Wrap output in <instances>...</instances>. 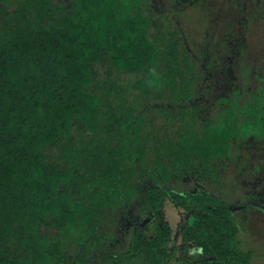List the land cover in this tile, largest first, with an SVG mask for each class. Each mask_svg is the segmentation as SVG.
Returning a JSON list of instances; mask_svg holds the SVG:
<instances>
[{
  "label": "trees",
  "instance_id": "obj_1",
  "mask_svg": "<svg viewBox=\"0 0 264 264\" xmlns=\"http://www.w3.org/2000/svg\"><path fill=\"white\" fill-rule=\"evenodd\" d=\"M250 1L0 0V264H250L232 208L174 187L195 165L212 187L236 139L264 140ZM168 201L190 211L178 245Z\"/></svg>",
  "mask_w": 264,
  "mask_h": 264
},
{
  "label": "rangeland",
  "instance_id": "obj_2",
  "mask_svg": "<svg viewBox=\"0 0 264 264\" xmlns=\"http://www.w3.org/2000/svg\"><path fill=\"white\" fill-rule=\"evenodd\" d=\"M158 1L163 3V0H152L151 4ZM172 1H174V4L179 3L183 7L184 1L186 0ZM229 1L233 8H225L223 17L231 12L233 13L232 17L236 18L244 14L242 7L249 10L252 7L250 0ZM201 2L203 5L206 4L209 6L211 3H214L215 0H201ZM174 7L176 8L177 5ZM167 9H169V7H167ZM193 14L195 13L191 11L190 15L193 16ZM171 15L173 17V22L178 25H183V22H187L184 20L189 19L187 13ZM204 18L205 11H201V33L204 32L205 29H208L210 20L217 19L216 17L207 20ZM258 65L261 66V71L264 74V55L258 60ZM200 100L201 102L204 101L203 93L200 97L194 99L193 102H195L194 104L200 105ZM233 148L236 150L233 154L234 157L227 158L219 164V175L217 173L211 179L213 182H211L212 187L207 183L206 176L203 177L206 178V184L203 183L204 179H201V176L206 175V172H201V167L198 165H195L198 169L194 167L189 171L185 170V178L180 181L178 187H174L182 191L187 189L196 191L202 186L205 189L208 187L209 189L207 190L218 197L222 204L232 208L239 229V237L242 240V246L245 249H251L253 252L250 264H264V140L256 139L253 136H249L245 140L236 139ZM146 179L149 182L152 181L150 177ZM218 204L219 202L214 203L215 206H218ZM165 210L174 229L169 245L184 243L182 227L190 221V211L184 209L178 210L169 201L167 202ZM153 217L154 214L151 213L146 219V230H152L151 223ZM123 228L129 229L127 224H124ZM182 254L183 252L180 250L176 251L172 260L176 261ZM188 255L193 261H200L202 257L199 249L194 243L189 245ZM136 264L144 263L138 261Z\"/></svg>",
  "mask_w": 264,
  "mask_h": 264
}]
</instances>
